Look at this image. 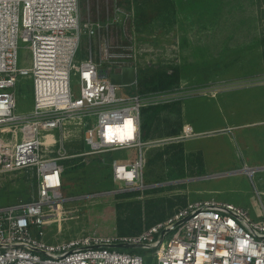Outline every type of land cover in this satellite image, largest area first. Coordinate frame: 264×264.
Wrapping results in <instances>:
<instances>
[{"label": "rangeland", "instance_id": "rangeland-1", "mask_svg": "<svg viewBox=\"0 0 264 264\" xmlns=\"http://www.w3.org/2000/svg\"><path fill=\"white\" fill-rule=\"evenodd\" d=\"M126 6L135 8L132 28L115 24L90 37L85 24L108 23L112 5L81 0L79 58L135 65L150 81L179 76L174 87L152 92L160 96L159 104L167 105L147 146L145 183L155 186L117 189L112 180L109 162L134 160L137 149L67 159L65 200L47 207L46 240L62 245L88 236L136 234L133 217L140 209L145 229L166 221L189 202L205 200L234 204L258 219L264 214V195L257 193L264 192V170L253 180L239 171L245 165L264 166V0H134ZM102 43L110 46L109 60L100 49ZM126 54L132 56L119 57ZM28 56L20 43L19 63L29 64ZM72 89L79 95L76 77ZM138 92L135 85L119 86L117 96ZM17 93L18 112L31 111V80L23 79ZM95 121L90 119L91 124ZM185 122L195 136L169 143V137L182 133ZM66 148L69 154L85 151L84 132H74ZM37 192L34 172H0V206L30 200ZM138 252L148 264H156L152 252Z\"/></svg>", "mask_w": 264, "mask_h": 264}, {"label": "built area", "instance_id": "built-area-1", "mask_svg": "<svg viewBox=\"0 0 264 264\" xmlns=\"http://www.w3.org/2000/svg\"><path fill=\"white\" fill-rule=\"evenodd\" d=\"M103 1L112 5L109 21L87 22L90 37L115 24L132 28L135 8L126 4L134 0ZM80 13L81 0H0V172L32 171L38 181L32 199L0 206V264H148L140 249L152 252L156 264H264V214L252 219L244 208L216 200L189 202L137 234L88 236L62 245L46 240L47 207L65 200L67 159L137 149L134 160L109 162L112 180L117 189L155 186L145 183L152 142L142 140L141 111L159 104L160 96L138 92L119 98V86L138 88L137 66L79 58ZM20 43L29 51V64L19 63ZM100 49L107 60L112 57L108 43ZM126 56L132 55H119ZM125 67L135 68V82L113 83L111 75ZM23 79L32 82L34 107L19 113L17 87ZM76 131L84 132L85 151L69 154L66 141ZM194 136L185 123L167 141ZM259 170L264 167L245 165L239 172L253 180Z\"/></svg>", "mask_w": 264, "mask_h": 264}, {"label": "trees", "instance_id": "trees-1", "mask_svg": "<svg viewBox=\"0 0 264 264\" xmlns=\"http://www.w3.org/2000/svg\"><path fill=\"white\" fill-rule=\"evenodd\" d=\"M178 81H179V76L177 74H174V75L173 74H167L166 77L161 76V77H159V79H152L151 81L147 80L143 74V75H139L138 88L140 89V93L148 94V93L157 92V91H164V90H167L169 88H172L175 86V84ZM165 108H167V105L158 104V105H149V106H146L142 109V111H141V130H142V140L143 141H148L152 138L153 127H154L155 121L158 118L161 111ZM175 133H178V132H175ZM179 134H175L173 136H177ZM199 155H200L199 164L202 167L203 158H202V155L200 153H199ZM65 170H67V169H65ZM124 194H128V192L123 193V195ZM133 218L135 220L134 221L135 222L134 229H135L136 234L142 232L143 231V227H142L143 225H142V219H141L142 218L141 209L139 210V212L136 213V215H134ZM162 219H163V217H162Z\"/></svg>", "mask_w": 264, "mask_h": 264}, {"label": "water", "instance_id": "water-1", "mask_svg": "<svg viewBox=\"0 0 264 264\" xmlns=\"http://www.w3.org/2000/svg\"><path fill=\"white\" fill-rule=\"evenodd\" d=\"M113 83L121 84V83H133L136 80V72L134 67H125V68H117L116 73L111 75ZM180 181V180H179ZM177 181V182H179ZM182 181V180H181ZM176 181H170L169 183H174Z\"/></svg>", "mask_w": 264, "mask_h": 264}, {"label": "crops", "instance_id": "crops-1", "mask_svg": "<svg viewBox=\"0 0 264 264\" xmlns=\"http://www.w3.org/2000/svg\"><path fill=\"white\" fill-rule=\"evenodd\" d=\"M186 123V122H185ZM264 140V139H263ZM258 167H262V166H258ZM264 167V166H263Z\"/></svg>", "mask_w": 264, "mask_h": 264}, {"label": "bare ground", "instance_id": "bare-ground-1", "mask_svg": "<svg viewBox=\"0 0 264 264\" xmlns=\"http://www.w3.org/2000/svg\"><path fill=\"white\" fill-rule=\"evenodd\" d=\"M188 127V126H187Z\"/></svg>", "mask_w": 264, "mask_h": 264}]
</instances>
